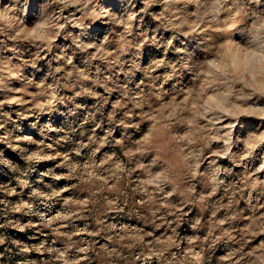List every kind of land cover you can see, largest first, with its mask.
I'll return each instance as SVG.
<instances>
[{
	"label": "clouds",
	"instance_id": "obj_1",
	"mask_svg": "<svg viewBox=\"0 0 264 264\" xmlns=\"http://www.w3.org/2000/svg\"><path fill=\"white\" fill-rule=\"evenodd\" d=\"M0 264H264V0H0Z\"/></svg>",
	"mask_w": 264,
	"mask_h": 264
},
{
	"label": "rangeland",
	"instance_id": "obj_2",
	"mask_svg": "<svg viewBox=\"0 0 264 264\" xmlns=\"http://www.w3.org/2000/svg\"><path fill=\"white\" fill-rule=\"evenodd\" d=\"M35 9H36V5L33 4V6H32V10L35 11ZM96 31H97V32H100V31H102V29H100V27L97 26ZM148 51L151 52V50H148ZM57 123H59V120H57ZM25 132H31V130L27 127V122H25ZM33 134H34V133H33ZM9 155H12V154L9 153ZM13 159H15L14 156H13ZM41 167H43V165H41ZM13 199H15V198H13ZM182 231H183V230H182Z\"/></svg>",
	"mask_w": 264,
	"mask_h": 264
}]
</instances>
